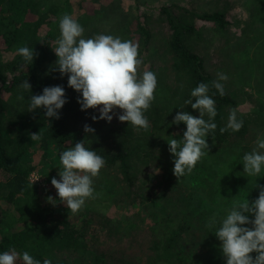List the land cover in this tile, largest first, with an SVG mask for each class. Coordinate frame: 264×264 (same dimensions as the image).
Instances as JSON below:
<instances>
[{
    "label": "trees",
    "instance_id": "16d2710c",
    "mask_svg": "<svg viewBox=\"0 0 264 264\" xmlns=\"http://www.w3.org/2000/svg\"><path fill=\"white\" fill-rule=\"evenodd\" d=\"M128 1L103 0L89 17L73 8V0H0V251H28L41 264L45 258L52 264H224L206 221L233 203H251L259 191L254 181L264 185V172L256 179L241 165L257 135L264 134V0H207L213 11L202 14L159 6L157 22L132 15ZM63 14L80 23L85 38L104 33L137 45L138 74L150 70L157 81L144 113L146 130L115 117L93 123L95 110H79V94L52 68L51 48ZM20 46L32 47L31 63L16 54ZM218 71L240 78V90L254 92L258 105L237 112L228 79L223 96L211 87ZM199 82L209 83L217 127L206 136L208 155L177 179L165 137L180 138L184 131L183 124L171 123L177 111L198 115L183 102ZM53 85L64 87L67 101L59 119L45 120L42 108L27 111L29 96ZM229 112L242 127L220 132ZM85 123L95 129L90 136L82 130ZM35 133L38 140L30 138ZM82 139L104 156L99 174L114 188L107 200L113 213L83 206L73 214L59 202H47L49 196L56 199L55 190L30 180L34 173L50 177L60 167L58 153Z\"/></svg>",
    "mask_w": 264,
    "mask_h": 264
},
{
    "label": "clouds",
    "instance_id": "9594fccd",
    "mask_svg": "<svg viewBox=\"0 0 264 264\" xmlns=\"http://www.w3.org/2000/svg\"><path fill=\"white\" fill-rule=\"evenodd\" d=\"M57 28L58 35L51 48L55 56V67L52 68L61 78L66 75V86L79 94L76 100L79 110H95L96 114L90 116L93 123L100 120L109 123L115 117L118 122H126L134 129L146 130L149 122L144 113L154 99L157 81L155 73L150 70L138 74L142 61L138 58L137 45L131 40L104 33L85 38L83 27L70 14L59 18ZM16 54L30 63L34 56L32 47L28 46L18 47ZM227 79L226 73H216V79L210 82L216 94L224 95L223 82ZM22 87L29 91L30 85L24 81ZM66 102L64 87L45 86L39 94L29 96L27 111L42 108L45 120H55L59 119L60 110ZM183 103L198 115L194 117L189 112L177 111L171 123L183 124L184 131L180 138L174 135L165 137L167 151L172 157V174L177 179L189 175L197 162L208 155L206 136L217 127L214 122L217 114L215 101L209 94V83H197ZM242 123L235 112H229L220 132L226 129L238 131ZM82 130L86 136L95 132L87 123ZM30 138L38 140L40 137L35 133ZM254 144L250 151L243 154L241 165L242 172L257 179L264 172V134H258ZM58 160L59 179L53 177L49 181L56 199L49 196L46 200L52 205L59 202L75 214L86 200L94 198L93 180L104 167L105 159L88 145L85 146V139H82L60 151ZM254 185L259 191L251 203L247 199L233 203L222 216L213 214L206 221L208 232L212 231L219 241L224 264H264V185H257L255 181ZM0 264H41V261L28 251L18 252L9 247L0 251ZM42 264L52 262L45 258Z\"/></svg>",
    "mask_w": 264,
    "mask_h": 264
},
{
    "label": "rangeland",
    "instance_id": "374dc122",
    "mask_svg": "<svg viewBox=\"0 0 264 264\" xmlns=\"http://www.w3.org/2000/svg\"><path fill=\"white\" fill-rule=\"evenodd\" d=\"M73 8H79L81 9V13L85 12L86 16H94L95 11L100 7V3L103 0H73ZM170 4L178 5V6H184L188 7L191 10H194L199 13H210L213 11L212 6L208 3L207 0H137V1H128L126 3V6H129L131 8L132 15H139V16H147L150 21H158V15L157 12H155V8H158L159 6H167ZM236 10H241V8H236ZM235 12V11H234ZM245 14L242 13L241 15V26L240 28L244 27V19ZM229 69V68H228ZM231 73V70L229 69V72ZM232 79V80H231ZM231 80V83H229ZM241 83L240 78H229L228 77V83L227 87L230 91V96L236 100L238 103V107L236 108L237 112L245 114L246 112H249L251 109L256 107L259 102V97L252 92L247 87L241 89ZM59 169L50 170V177H41V175H36V173L32 174L30 176V180L34 181L35 179L39 178L38 180L34 181L37 183H40L41 186L50 187L53 189L49 183L50 179L53 177H56L59 179L57 172ZM48 172V171H47ZM45 173V172H44ZM42 182L45 181V182ZM93 187L95 196L92 199L86 200L84 208L87 211H95L99 213H109L111 212V206L108 203V197L110 191L114 190L112 189V184L110 180L107 178L106 174L100 173L97 177L93 180ZM114 187V186H113ZM54 190V189H53ZM111 191V193H112ZM113 213V212H111ZM115 213H118L115 211Z\"/></svg>",
    "mask_w": 264,
    "mask_h": 264
}]
</instances>
